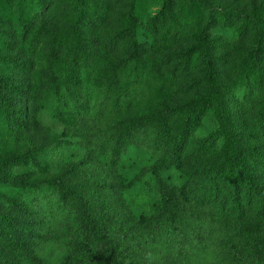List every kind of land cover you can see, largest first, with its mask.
Segmentation results:
<instances>
[{
  "label": "rangeland",
  "instance_id": "obj_1",
  "mask_svg": "<svg viewBox=\"0 0 264 264\" xmlns=\"http://www.w3.org/2000/svg\"><path fill=\"white\" fill-rule=\"evenodd\" d=\"M263 7L264 0H0V73L15 79L16 114L27 110L22 125L0 111V165L8 164L26 186L0 182V203L29 209L42 256L65 257L67 244L74 243L66 233L53 235L54 226L43 225L36 205L50 195L55 180L88 195L100 217L134 224L155 217L166 202L183 203L186 187L183 204L221 232L215 253L221 261L230 243L251 245L264 231L258 210L235 211L236 195L213 173L225 142L216 103L195 114L208 90L197 49L206 32L218 87L251 155L250 174L264 187V15L261 26L247 19ZM27 18L33 21L30 34ZM129 27L143 46L138 53H131L130 37L118 35ZM56 49L63 86L70 89L62 97L47 92ZM114 74L113 92L104 101ZM65 95L71 104L62 118ZM137 120L152 123L134 132L114 160L117 138ZM165 120L171 127L168 147L158 143ZM83 253L71 264H86L79 263Z\"/></svg>",
  "mask_w": 264,
  "mask_h": 264
},
{
  "label": "trees",
  "instance_id": "obj_2",
  "mask_svg": "<svg viewBox=\"0 0 264 264\" xmlns=\"http://www.w3.org/2000/svg\"><path fill=\"white\" fill-rule=\"evenodd\" d=\"M82 3L85 0H79ZM264 7L247 17L248 22L261 26ZM33 21L24 20V29L30 34ZM127 32L119 33L120 38H131V53H138L142 45L137 42L136 30L133 27ZM197 49L202 58V72L207 83V93L202 99L200 109L196 110L199 116L208 105L216 103V118L225 139L223 145V159L215 165L213 173L216 178L227 183L236 195L234 210H258L260 220L264 221V187L256 184L249 171L251 155L243 148L239 134L236 132L234 120L230 115L228 99L218 87L217 73L210 54L208 35L206 32L199 39ZM60 52L55 51L52 65V88L49 94L57 93L60 97L69 92L64 85L63 66H60ZM16 65L17 60L10 59ZM4 63L3 65H6ZM1 72V69H0ZM99 75L98 82L103 81ZM116 75L109 82V87L103 92V100L113 92ZM20 93L15 79L4 77L0 73V111L15 118V122L22 125L27 112L21 107L16 117ZM63 105L59 108V115L64 118L65 109L71 103L65 95ZM62 104V103H61ZM63 106V107H62ZM170 111V110H169ZM81 113L80 110H78ZM173 112V111H170ZM100 113V111H99ZM189 123L195 119L189 117ZM152 122L149 120L131 121L129 128L116 141L112 148L114 160L121 154L134 132L145 129ZM171 142V127L165 120L160 123L158 143L168 147ZM176 157L178 145L176 146ZM206 144L202 143L199 159L203 160L206 154ZM14 161V159H13ZM38 163V161H37ZM180 163V162H179ZM8 164L0 165V182L25 188L24 179L10 171ZM181 166V164H180ZM50 195L45 196L38 204L40 214L44 216L43 225L53 227V235L66 233L74 240L67 244L65 257L50 260L40 254L35 239L39 236L36 227L28 218L29 209L24 205L0 203V264H71L77 259V252L83 251L84 257L79 263L86 264H264V231L249 245L242 241L230 243L229 255L221 261L215 255L218 250V240L221 232L213 222L207 223L206 217L192 207L183 203L188 201V191L182 188V202L173 204L166 202L165 206L155 217L143 218L138 223H128L122 217L106 219L100 217L88 195L72 191L63 180H55ZM223 207L227 211L229 200L224 198ZM79 210V211H78ZM232 213V214H231ZM233 217L230 211L229 218ZM228 218V220H229ZM217 248V249H216ZM208 259V261H206Z\"/></svg>",
  "mask_w": 264,
  "mask_h": 264
}]
</instances>
